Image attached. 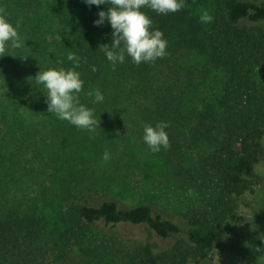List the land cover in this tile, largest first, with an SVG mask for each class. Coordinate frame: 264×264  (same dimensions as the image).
<instances>
[{
  "label": "trees",
  "instance_id": "trees-1",
  "mask_svg": "<svg viewBox=\"0 0 264 264\" xmlns=\"http://www.w3.org/2000/svg\"><path fill=\"white\" fill-rule=\"evenodd\" d=\"M202 8L212 15L210 23L199 21ZM0 9L13 24L21 20L17 31L25 39L21 48H6L0 55V182L22 170L29 158L44 157L46 143L36 140L35 129L49 136L66 131L61 119L47 112L46 90L34 83V76L39 69L71 67L69 53L80 58L81 103L110 119L115 108L154 103L167 111L169 123L178 121L177 110H186L192 99L185 55L191 50L205 54L218 74V93L205 106L211 111L206 125L200 113L192 114L189 123L197 121L198 135L208 128L221 133L207 155L220 185L218 195L209 210H188L184 229L147 203L121 206L112 199L81 196L65 200L49 219L35 204L23 203L24 195L0 192V257L10 264H82V256L92 253V264L205 260L226 216L217 209L256 184L255 166L264 157V0H184L180 10L167 14L145 8L167 40V55L140 64L126 55L124 63L115 65L99 48L112 42L110 25L93 23L107 4L0 0ZM96 88L104 95L102 103L87 95ZM120 224L145 225L149 234L121 241L113 229Z\"/></svg>",
  "mask_w": 264,
  "mask_h": 264
},
{
  "label": "rangeland",
  "instance_id": "rangeland-1",
  "mask_svg": "<svg viewBox=\"0 0 264 264\" xmlns=\"http://www.w3.org/2000/svg\"><path fill=\"white\" fill-rule=\"evenodd\" d=\"M185 65L194 88L186 110H177L179 123H169L167 111L157 110L159 107L152 103L143 108H115L111 110L112 119L92 108L99 121L92 133L66 120H61L66 127L62 135L49 136L35 129L36 140L46 143L44 157L37 161L29 158L22 170L17 168L8 181L0 182V192L15 198L24 195L20 199L23 203L35 204L49 219L65 200L81 196L108 198L121 206L147 203L184 229V214L188 210H209L218 195L220 185L207 155L221 136L211 128L198 135L194 130L197 121L189 123L192 114L199 113L201 122H208L205 116L211 111L205 106L211 105L220 83L215 66L205 54L194 50L185 55ZM157 121L168 124L165 131L169 147L153 153L142 140V124L154 125ZM105 151L109 153L107 161L102 159ZM255 172L256 184L217 209V213H226L220 239L198 264H257L262 253L256 246L264 252L258 238L264 235V157ZM113 229L121 241L140 240L149 234L142 224H120ZM91 258L93 253L84 255L81 263L92 264ZM0 264L10 262L0 257Z\"/></svg>",
  "mask_w": 264,
  "mask_h": 264
},
{
  "label": "clouds",
  "instance_id": "clouds-1",
  "mask_svg": "<svg viewBox=\"0 0 264 264\" xmlns=\"http://www.w3.org/2000/svg\"><path fill=\"white\" fill-rule=\"evenodd\" d=\"M88 6L107 4L106 10L98 11V18L93 21L96 25H102L107 21L112 32L111 44L99 46L107 61L113 65L122 64L125 56L131 58L135 64L141 62H153L157 58L167 55V40L159 28L153 27L152 19L143 9H151L158 14L174 13L184 5V0H84ZM198 19L202 24L210 23L213 19L207 9H201ZM21 20L15 24L7 18V13L0 9V55L6 48L19 49L25 45L17 31ZM67 59L72 61L71 67H48L39 69L34 76V83L42 85L46 90L47 112L54 114L58 119L66 120L80 129L92 133L99 121L93 116V109L80 102L79 93L82 91L83 80L77 69L80 66V58L74 53H69ZM95 71V65L91 66ZM87 95L93 97V103H102L103 93L98 89H91ZM166 121H157L154 125L142 124V140L148 146V150L156 153L161 148L169 147L168 135L165 129ZM102 159L107 161L109 153L105 151ZM191 194V190L189 191ZM259 240L264 244V235ZM248 242L246 241L245 244ZM256 251L261 252L257 264H264V252L259 245Z\"/></svg>",
  "mask_w": 264,
  "mask_h": 264
}]
</instances>
